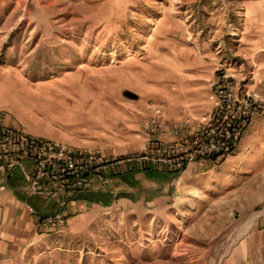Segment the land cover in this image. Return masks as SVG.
<instances>
[{
  "label": "rangeland",
  "instance_id": "374dc122",
  "mask_svg": "<svg viewBox=\"0 0 264 264\" xmlns=\"http://www.w3.org/2000/svg\"><path fill=\"white\" fill-rule=\"evenodd\" d=\"M221 67L237 94L264 97V0H0V110L34 138L53 140L67 122L78 133L81 122L91 132L108 123L134 132L138 149L53 141L139 154L148 145L139 125L157 108L165 122L206 117ZM235 141L227 157L179 173L135 167L127 172L143 177L126 184L115 169L85 192L109 204L73 213L72 199L27 194L23 179L26 200L56 207L38 224L66 220L40 225L45 235L11 264H264V111Z\"/></svg>",
  "mask_w": 264,
  "mask_h": 264
},
{
  "label": "built area",
  "instance_id": "2783aa9c",
  "mask_svg": "<svg viewBox=\"0 0 264 264\" xmlns=\"http://www.w3.org/2000/svg\"><path fill=\"white\" fill-rule=\"evenodd\" d=\"M232 73L216 69L212 87L214 104L201 121L191 118L171 123L159 119L162 110L139 125V136L148 144L139 154L106 156L100 150L82 152L53 140L38 139L5 122L0 110V169L11 174L21 172L27 194L41 195L59 206L76 195L89 191L96 183L109 182L115 169L124 173L139 168H158L165 173L182 172L190 163L221 160L228 156V147L254 123L264 111V97L254 90L231 94ZM167 130L179 140L164 142L156 134ZM40 225L51 222L62 226L65 213L42 215Z\"/></svg>",
  "mask_w": 264,
  "mask_h": 264
},
{
  "label": "crops",
  "instance_id": "0c3cea01",
  "mask_svg": "<svg viewBox=\"0 0 264 264\" xmlns=\"http://www.w3.org/2000/svg\"><path fill=\"white\" fill-rule=\"evenodd\" d=\"M88 122L98 121L90 120ZM66 125L70 126L71 124L67 122ZM89 125L91 126V124ZM61 126V128L56 126L55 130L57 132L50 133L45 137L82 148L99 146L104 148L110 155H121L135 151L139 146V139L134 132H127L119 127L110 132L108 123L104 125L105 128L97 127L98 132H96L95 127H92L95 132L84 129V126H86L84 122L80 124L83 130L82 133L67 130L65 125L64 128L63 125ZM157 137L166 141L174 140L168 134H160ZM20 173L19 170H15L8 177L5 171L0 169V264H11L15 258V252L21 251L24 246L32 244L39 237L45 235L46 227L38 229L39 216L45 211L56 208L54 204L41 205L37 210L33 208L22 193L24 187ZM130 176H135L136 179L143 177L142 172H126L118 177L129 184L131 183ZM144 177L146 178V176ZM89 194L76 195L77 197H74L73 201L70 202L71 204H69L68 213H73L77 207H87L89 203L95 202L89 199Z\"/></svg>",
  "mask_w": 264,
  "mask_h": 264
},
{
  "label": "trees",
  "instance_id": "16d2710c",
  "mask_svg": "<svg viewBox=\"0 0 264 264\" xmlns=\"http://www.w3.org/2000/svg\"><path fill=\"white\" fill-rule=\"evenodd\" d=\"M142 170H148V169H142ZM18 194V193H17ZM101 197L102 196H100V194H96V193H91V194H89V199L91 200V201H95V202H100V201H102V200H100L101 199ZM27 200H28V202H29V204L33 207V208H35L36 210L39 208V206H41V205H43V202L42 201H40V200H36V198H27ZM102 203L104 204V205H108L109 204V201H102Z\"/></svg>",
  "mask_w": 264,
  "mask_h": 264
},
{
  "label": "bare ground",
  "instance_id": "6f19581e",
  "mask_svg": "<svg viewBox=\"0 0 264 264\" xmlns=\"http://www.w3.org/2000/svg\"><path fill=\"white\" fill-rule=\"evenodd\" d=\"M221 69L226 70L225 67H224V68L221 67ZM226 71H228V70H226ZM231 72L233 73V71H231ZM232 76L234 77V75H232ZM233 79H234V78H233ZM230 92H231V94H237L236 91H235V83H233V85H230ZM237 141H238V140H237ZM237 141H235L234 144L237 143ZM230 145H231V144H230Z\"/></svg>",
  "mask_w": 264,
  "mask_h": 264
}]
</instances>
